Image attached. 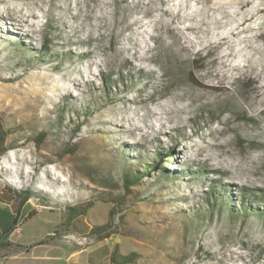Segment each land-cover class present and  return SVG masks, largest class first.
Masks as SVG:
<instances>
[{
  "label": "rangeland",
  "instance_id": "rangeland-1",
  "mask_svg": "<svg viewBox=\"0 0 264 264\" xmlns=\"http://www.w3.org/2000/svg\"><path fill=\"white\" fill-rule=\"evenodd\" d=\"M0 126L9 264H264V0H0Z\"/></svg>",
  "mask_w": 264,
  "mask_h": 264
},
{
  "label": "crops",
  "instance_id": "crops-1",
  "mask_svg": "<svg viewBox=\"0 0 264 264\" xmlns=\"http://www.w3.org/2000/svg\"><path fill=\"white\" fill-rule=\"evenodd\" d=\"M22 215L23 212L16 209L11 203H5L3 207H0V264H9V261L11 259H13L14 257L23 256V254H29L33 248V245L25 246V244L19 242L16 239L17 237H15L16 234H19L21 232L20 230L22 225ZM79 232L82 233L81 231ZM66 236L69 237V234L65 235V237ZM90 239L91 242L88 243V245L84 243V246L76 248L71 252V255L68 256V259L71 258L69 264H94L95 261H97L99 264H109V256L111 259V263L113 264L111 255L114 249V244L108 242L107 239L103 241L101 240L103 243H100L98 245H101L103 251L101 255H98L96 257V255L94 254L95 247H92L94 246V244H96V242L100 240L95 241L93 238ZM78 246H80V244ZM85 252L88 253L86 257L84 256ZM127 256L128 255L121 254V256H118L117 260L119 262H123V260H126L125 257ZM101 257L105 259V261L102 262ZM81 260L82 262H80ZM134 261H137V259H133L130 262L126 263H133Z\"/></svg>",
  "mask_w": 264,
  "mask_h": 264
},
{
  "label": "trees",
  "instance_id": "trees-1",
  "mask_svg": "<svg viewBox=\"0 0 264 264\" xmlns=\"http://www.w3.org/2000/svg\"><path fill=\"white\" fill-rule=\"evenodd\" d=\"M42 46H46V42H44L42 44ZM108 81V80H107ZM124 82V80H122ZM107 95H111L110 93V90L108 88L105 89ZM6 135H7V132L4 131L1 126H0V154L3 153L5 151V147H4V143H5V140H6ZM170 153L167 155L168 157H170ZM160 160H163V156H161V159H159V162ZM160 166H158V164H155L153 167H152V171H155L159 169ZM144 171L143 172H137L136 174H133L131 176H128V175H125V178H124V184L126 186V188H129L130 185L136 183L137 181H139L142 177H145L147 175H149L150 171ZM212 195V199L214 198V200L216 202H213L209 199V201L212 203V207H216L217 204H220L222 207H227L229 209L228 206H225V204L228 202H230V199L224 201L222 200L221 197L219 196H216L214 194V192L211 193ZM225 203V204H223ZM254 203V204H252ZM241 206H242V210L239 212V211H235V210H231L229 211V214L230 216L232 217H237L236 214L240 215L242 214L243 216L247 217L248 215L250 214H255L257 217H260L262 219H264V198L260 201V202H249V201H246L244 199V197L241 199ZM73 209V208H72ZM240 213V214H239ZM33 213H30L29 214V217H33ZM199 215L201 216L202 213H199ZM235 215V216H234ZM119 254V251H118V245L115 246V248L113 249V252H112V255H111V258H112V261L114 262V264H120V263H123V262H130L131 260H133V258L131 256H127L125 257L126 260H123V262H119L117 260L118 255Z\"/></svg>",
  "mask_w": 264,
  "mask_h": 264
},
{
  "label": "water",
  "instance_id": "water-1",
  "mask_svg": "<svg viewBox=\"0 0 264 264\" xmlns=\"http://www.w3.org/2000/svg\"><path fill=\"white\" fill-rule=\"evenodd\" d=\"M15 197V194L13 192H9V191H4L2 194H1V199L4 201V202H12L13 199Z\"/></svg>",
  "mask_w": 264,
  "mask_h": 264
},
{
  "label": "flooded vegetation",
  "instance_id": "flooded-vegetation-1",
  "mask_svg": "<svg viewBox=\"0 0 264 264\" xmlns=\"http://www.w3.org/2000/svg\"><path fill=\"white\" fill-rule=\"evenodd\" d=\"M14 194H15V197H14V199H13V201H15V199L17 198V194L15 193V192H13ZM4 201L1 199V195H0V203H3ZM9 203H11V202H9ZM18 209V208H17ZM31 217H29V214H28V216H27V218H24L23 220H22V223H24V222H26L28 219H30Z\"/></svg>",
  "mask_w": 264,
  "mask_h": 264
},
{
  "label": "built area",
  "instance_id": "built-area-1",
  "mask_svg": "<svg viewBox=\"0 0 264 264\" xmlns=\"http://www.w3.org/2000/svg\"><path fill=\"white\" fill-rule=\"evenodd\" d=\"M82 239H83V240H82ZM84 241H85V238H80V237H79L78 242H81V243H82V242H84Z\"/></svg>",
  "mask_w": 264,
  "mask_h": 264
}]
</instances>
